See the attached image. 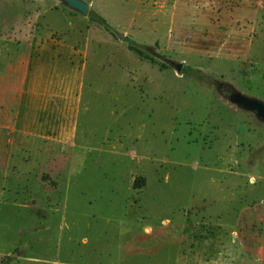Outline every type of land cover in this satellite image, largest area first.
I'll return each mask as SVG.
<instances>
[{"label":"rangeland","instance_id":"1","mask_svg":"<svg viewBox=\"0 0 264 264\" xmlns=\"http://www.w3.org/2000/svg\"><path fill=\"white\" fill-rule=\"evenodd\" d=\"M82 1L0 0V85L81 87L71 139L0 126V264H264V123L216 87L264 101V0Z\"/></svg>","mask_w":264,"mask_h":264},{"label":"crops","instance_id":"2","mask_svg":"<svg viewBox=\"0 0 264 264\" xmlns=\"http://www.w3.org/2000/svg\"><path fill=\"white\" fill-rule=\"evenodd\" d=\"M55 61L50 65L49 85L39 84L35 79L24 85L28 61H16L22 72V82L8 80L9 83L0 85L1 127L10 130L15 127L31 137L54 136L68 140L76 134L81 87L72 84L65 89L62 73ZM7 75L11 77L10 70ZM44 101L47 102L44 104Z\"/></svg>","mask_w":264,"mask_h":264},{"label":"water","instance_id":"3","mask_svg":"<svg viewBox=\"0 0 264 264\" xmlns=\"http://www.w3.org/2000/svg\"><path fill=\"white\" fill-rule=\"evenodd\" d=\"M70 9L81 12L83 15L88 13L89 5L82 0H60ZM175 71L179 72L182 69V63L174 60H166ZM217 91L230 104L236 108L251 112L255 118L264 123V101L245 95L234 86L228 83L217 84Z\"/></svg>","mask_w":264,"mask_h":264},{"label":"trees","instance_id":"4","mask_svg":"<svg viewBox=\"0 0 264 264\" xmlns=\"http://www.w3.org/2000/svg\"><path fill=\"white\" fill-rule=\"evenodd\" d=\"M90 19L95 22L96 24L100 25L101 27H103V29H105L106 31H108L110 33V35L116 39V40H120L123 41L127 44L128 48L130 50H135V51H141L144 50L141 45L137 44L136 42H134L131 38H129L128 36H125L119 32H117L110 24L109 22L103 18L101 15L96 14L91 12L90 13ZM185 71L187 72V74H189L191 77L195 78L196 80H199L201 82H205L208 84H216L217 82L212 79L209 76H206L205 74L201 73L199 70H195V69H188L186 68ZM218 84V83H217ZM144 184V179L141 176H137L135 177L134 181H133V187H141Z\"/></svg>","mask_w":264,"mask_h":264}]
</instances>
